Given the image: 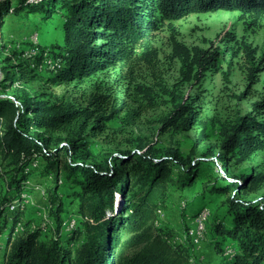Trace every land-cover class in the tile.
Wrapping results in <instances>:
<instances>
[{
    "label": "trees",
    "instance_id": "obj_1",
    "mask_svg": "<svg viewBox=\"0 0 264 264\" xmlns=\"http://www.w3.org/2000/svg\"><path fill=\"white\" fill-rule=\"evenodd\" d=\"M7 6H12L10 0L0 5V12L4 7L8 10ZM12 11L18 15L27 11L26 16L41 14L47 21L58 11L66 13L64 44L59 53L54 54L56 49L32 46L28 51L37 50L36 54L30 52L28 58L24 50L20 57L39 74L35 67L42 66L45 51L49 50L50 59L60 60L55 73L50 69L53 76L49 81L72 84L82 83L129 59L139 49L149 52L154 32L166 22L192 14L225 11L239 12L242 19L257 23L264 18V0H20ZM9 48L17 50L12 44ZM196 56L193 64L207 71L220 54L199 50ZM0 70L4 73L2 81H8L4 87L20 79L6 68L0 67ZM22 93L12 96L13 99L0 97V167L3 172L0 179L5 181V192L0 200V235L8 231L3 264H192L190 250L170 242V235H163L156 228L159 201L166 196L172 180L171 163L181 160L183 165L187 164L179 157L162 160L157 155L152 156L153 150L147 145L130 154L122 166L117 162L124 158L119 156L114 158L113 164L107 160L101 168L96 163H88L89 151L81 152L82 162L75 161L74 154L80 149L77 141L84 140L87 129L105 130L106 123L114 119L118 111H124L125 105L108 114L109 103L103 97H94L88 107L78 108L73 104L51 105L26 91ZM176 106L167 125L178 130L190 129L196 121L195 114L185 116L188 113L185 106ZM53 131L67 132L77 140L49 152V132ZM219 136L218 160L225 164L228 158V164L240 166L264 149V120L250 116L237 118L221 124ZM80 145L87 147V143ZM62 151L69 158L63 165L58 158ZM193 170L192 164L182 169L185 176L178 175V183L192 186ZM38 172L51 177L55 183L54 188L48 190L56 232L50 240H42V231L48 228L30 232L28 221L24 230H16L18 223L24 221L25 210L7 212L11 201L21 198L28 177ZM62 179V183L71 184L72 193L67 194V199L71 203L78 202L81 216L82 225L70 231L72 237L68 242V245L73 244V240L79 242L75 250L63 246L61 240V214L66 206L58 193ZM262 182L264 173L244 174L227 179L226 186L214 191L234 193L225 202L228 223L217 219L212 229L221 245L227 241L233 243L234 252L224 259V264H264V201L255 203L239 198L248 185ZM198 214L197 210L194 217Z\"/></svg>",
    "mask_w": 264,
    "mask_h": 264
},
{
    "label": "rangeland",
    "instance_id": "obj_2",
    "mask_svg": "<svg viewBox=\"0 0 264 264\" xmlns=\"http://www.w3.org/2000/svg\"><path fill=\"white\" fill-rule=\"evenodd\" d=\"M19 1L10 0L12 6H7L8 10L4 7L0 12V67L20 78L4 87L8 81H2L4 73L0 70V83H3L0 97L13 99L12 96H21L22 91H26L51 105L73 104L78 108L88 107L94 97H103L109 103L108 114L125 105L124 111H118L115 118L106 123L105 130L87 129L84 140L77 141L80 149L74 154V160L82 162L81 152L86 154L89 151L88 163H96L101 168L108 163L107 160L113 164L114 158L119 156L124 158V161L117 162L122 166L130 154L144 145L153 150L152 156L157 155L162 160L171 156L182 159L187 165H183L180 159H177L179 163H171L172 180L166 196L159 201L156 228L163 235H170L171 242L188 248L192 264H224V259L230 258L234 252L233 243L227 241L221 245L212 229L217 219L229 221L225 202L234 193L214 191L226 186L227 179L235 176L264 173V149L240 166L228 164V158L224 164L216 157L220 147L219 129L221 124L240 117L264 120V18L252 23L251 19H242L239 12L219 11L166 22L154 32L149 52L139 49L129 59L125 58L82 83L59 84L49 81L60 64V60L50 59L49 50L45 51L46 56L43 55L42 66L35 67L39 74L32 71L20 54L25 50L28 57L27 54L35 51H28L32 46L56 49L54 54L59 53L64 44L66 13L58 11L48 21L41 14L26 16L27 11L18 15L12 8ZM7 2L2 0L0 5ZM11 44L17 50L10 49ZM199 50L220 54L207 71L193 64ZM45 66L47 70L42 69ZM176 105L185 106L188 110L185 116L195 114L196 121L190 129L178 130L167 125L169 117L176 112ZM49 136V152L77 140L64 131L49 132ZM83 143H87L86 148L80 145ZM59 155L63 165L69 158L64 151ZM190 164L194 166L190 176L194 177V184L182 186L178 183V175L185 176L182 169L189 168ZM2 173L0 167V175ZM46 176L38 172L28 177L32 184L41 185L40 190L31 191L25 205L17 203L19 197L15 198L7 211L11 214L25 210L22 222L25 226L28 221L27 230L30 232L47 226L48 230L42 231V240H50L56 234L48 198V190L54 188L55 183ZM63 180L58 192L66 202L61 214V240L63 246L75 250L79 242L73 240L75 243L68 245L72 233L66 232V226L71 218L78 219V225H82L79 223L81 216L78 202L71 203L67 199V194L72 193L71 184L62 183ZM4 182L0 179V200L5 192ZM239 198L262 203L264 182L248 185ZM197 210L199 213L209 212L204 228L201 226L203 234L199 242L190 235V230L196 226L192 221L198 217H194ZM7 238L8 231L0 235V264H3L7 252Z\"/></svg>",
    "mask_w": 264,
    "mask_h": 264
},
{
    "label": "bare ground",
    "instance_id": "obj_3",
    "mask_svg": "<svg viewBox=\"0 0 264 264\" xmlns=\"http://www.w3.org/2000/svg\"><path fill=\"white\" fill-rule=\"evenodd\" d=\"M0 1H2V0H0ZM40 187H41L40 184H39V185H37V184H32V183L30 182V180H28V181L26 182V189L22 192V194H21V198L18 199L17 202H21L22 204L27 203V202L29 201L30 192H31V191H34V190H40ZM15 202H16V201H15ZM24 205H25V204H24ZM207 217H209V212H208V211H203V212H200V213H199L198 217L195 218V220L192 221L193 224L198 223V225H196V233H198V235H197V234H194V227H193V229L190 230V235L193 236V237H191V238H193L196 242H199V239L201 238V234H203L201 231H202V229L204 228V222H205L206 220H208ZM46 221H49V220L46 219ZM75 222H76V224H75ZM47 223H48V222H47ZM158 223H159V222H158ZM72 225H74V226H72ZM77 226H78V219H76V218H71V219L69 220V222H68V226H66V232H70L72 229L76 228ZM201 226L203 227L202 229H201ZM43 227H44V228H47V226H44V225H43ZM16 230H17V231H18V230H24V226H23V223H22V222L18 223V225H17V227H16ZM202 237H203V236H202ZM193 239H192V240H193ZM173 241H174V240H173ZM170 242H171V241H170ZM176 242H178V241H176Z\"/></svg>",
    "mask_w": 264,
    "mask_h": 264
},
{
    "label": "built area",
    "instance_id": "obj_4",
    "mask_svg": "<svg viewBox=\"0 0 264 264\" xmlns=\"http://www.w3.org/2000/svg\"><path fill=\"white\" fill-rule=\"evenodd\" d=\"M36 51H37V50H35V51L32 52V53H35V54H36ZM75 224H76V222H75ZM195 225H198V223H196ZM72 226H74V225H72ZM194 234H197V235H198V233H196V226L194 227Z\"/></svg>",
    "mask_w": 264,
    "mask_h": 264
}]
</instances>
